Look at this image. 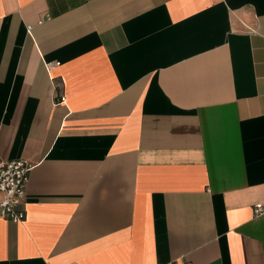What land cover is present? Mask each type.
Segmentation results:
<instances>
[{
  "label": "crops",
  "instance_id": "0c3cea01",
  "mask_svg": "<svg viewBox=\"0 0 264 264\" xmlns=\"http://www.w3.org/2000/svg\"><path fill=\"white\" fill-rule=\"evenodd\" d=\"M0 157V264H264V0H0Z\"/></svg>",
  "mask_w": 264,
  "mask_h": 264
},
{
  "label": "built area",
  "instance_id": "2783aa9c",
  "mask_svg": "<svg viewBox=\"0 0 264 264\" xmlns=\"http://www.w3.org/2000/svg\"><path fill=\"white\" fill-rule=\"evenodd\" d=\"M27 26V30L30 29ZM33 164L23 159L6 160L0 157V217L18 223L25 213L21 205L25 199V187ZM262 206L256 205L255 212Z\"/></svg>",
  "mask_w": 264,
  "mask_h": 264
}]
</instances>
